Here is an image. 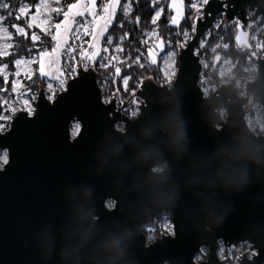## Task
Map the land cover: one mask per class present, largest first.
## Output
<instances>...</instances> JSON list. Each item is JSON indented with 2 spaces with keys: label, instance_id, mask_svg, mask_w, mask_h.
I'll use <instances>...</instances> for the list:
<instances>
[{
  "label": "water",
  "instance_id": "1",
  "mask_svg": "<svg viewBox=\"0 0 264 264\" xmlns=\"http://www.w3.org/2000/svg\"><path fill=\"white\" fill-rule=\"evenodd\" d=\"M220 13L236 22L256 75L243 93L231 78L206 96L197 47ZM260 16L264 0H210L194 12L172 84L142 82L135 119L104 101L93 67L77 66L53 100L40 88L34 114L19 110L0 134V264H226L220 242H248L237 264H264V130L253 131L245 106L264 111V55L250 41ZM161 211L172 233L150 242L143 226Z\"/></svg>",
  "mask_w": 264,
  "mask_h": 264
},
{
  "label": "trees",
  "instance_id": "2",
  "mask_svg": "<svg viewBox=\"0 0 264 264\" xmlns=\"http://www.w3.org/2000/svg\"><path fill=\"white\" fill-rule=\"evenodd\" d=\"M38 1L39 0H5V2L11 5L10 9H0L1 14L6 17L4 21L12 33L13 44L9 54L0 56V65L5 63L10 72L8 80L6 81L3 76L0 75V111L4 107L3 102L9 100L13 95L12 80L14 77L13 71L15 70L14 61L20 56H27L32 52L39 54L42 50L54 47L53 30L50 32L39 31V41L33 42L31 39L32 31L29 27L27 16L21 17L20 19L15 18L22 3L25 2L31 5L32 11L34 5ZM75 1L76 0H62L59 2L60 9L52 13L50 23L57 24V22L63 18L67 7ZM153 1L154 0H129V10L119 9L113 16L104 38H107L108 35H111L113 38L108 45L110 52L115 45L120 47V54L122 56L120 62L112 60L109 63V56H106V53H103L100 48H95L94 51V62H92V67L97 73L98 83L102 88V94L104 96H109L110 99L114 97L119 106L123 101L129 102L133 101V99L136 101L141 100L136 96V91L142 82L151 80L157 84L165 83L160 69V61L152 58L149 51V43L146 42L150 31L156 29L157 36L167 42L175 50V71L178 65V45L182 43L185 45L194 34V17L191 18L193 10L190 7L192 0H183L184 15L178 24H173L171 22L173 10L170 8V0ZM158 7H162V13L157 21L153 23V17ZM10 11L13 12L11 16L8 14ZM219 18L222 20L217 24L219 27L215 25L216 23L213 24L203 35L197 47V54L202 61L204 60L208 63V68H210L203 69L201 72L202 77L206 78L208 81L210 87L209 93L218 87L220 82L224 79L218 75L216 69L220 58L217 53L220 52V38L230 43L228 52L234 61V67L230 75L238 79L241 85L246 84L249 79H253L256 75L255 70H249L250 65L255 63L250 55V50L240 46L235 41L236 24L228 22L222 13L217 16V20ZM263 22L264 17H258L254 25L251 26L250 33L253 34L257 32L258 38L264 43ZM18 27L24 28L27 32V36L20 35L18 33ZM251 44L252 48L256 51L255 42L252 39ZM61 62H63V60ZM117 69H119V72H117ZM125 77H127L126 83H124ZM44 82L39 63L36 62L35 72L31 79L25 82L28 84L25 89L26 91H39L40 88L44 86L38 87L44 84ZM171 84L172 81L170 85ZM241 85L239 86L240 93L242 92ZM130 110V108H127L125 113H129ZM8 125L9 124H7L6 127H8ZM253 131L261 133L258 128ZM160 219L161 216L158 215L155 217L153 223L147 224L152 227L151 231H148V233H150V242L166 233L161 224H157V221ZM206 255L207 248L203 247L197 253L196 259L198 261L204 260ZM234 257L235 252L230 255L228 254L226 264H236L234 262Z\"/></svg>",
  "mask_w": 264,
  "mask_h": 264
},
{
  "label": "rangeland",
  "instance_id": "3",
  "mask_svg": "<svg viewBox=\"0 0 264 264\" xmlns=\"http://www.w3.org/2000/svg\"><path fill=\"white\" fill-rule=\"evenodd\" d=\"M62 0H39L33 7V10L31 11L32 7L28 3H22L21 5H25L27 7V13L26 15H22L21 17L27 16L28 23L31 25V37L33 35L39 36V31H52L53 30V37H56L54 40V47L51 49H45L42 50L39 54L32 52L30 55L27 56H20L14 61L15 70L13 71V80H12V97L3 102L4 107L0 111V124H3L6 128L8 123V119L6 117H10L11 115H15L16 112L19 110H24L28 112V109L31 108L35 110V101L38 94V91H26L25 87L28 80L31 79L35 72V64L36 62L39 63L40 72L44 77V84H41L45 87V91L47 94V97L54 96L65 88L67 77L69 76L71 72V66L72 64L76 63V60L73 56L74 50V38L72 36V31L75 26V22L82 18V17H89L92 21V27L94 29L92 42L96 49L100 48L103 53V49L106 47V56H109V63L113 60L115 62H120L122 60V56L120 54V47L118 45H115L112 49V51H109L108 45L110 44L108 42L109 37L112 36L108 35L107 38H104L108 26L110 25L113 16L119 9L129 10L130 3L129 0H110L105 5V13L100 14L98 12V9L96 5L94 7H86L87 1L86 0H76L75 2L71 3L65 13L63 18L57 22V24L50 23L52 13L54 11H57L60 9L59 2ZM202 2V0H192L190 3V7L192 4L197 3L198 5ZM21 7V6H20ZM19 7V9H20ZM170 8L173 10V15L171 18V22L173 18H175L176 23L178 24L179 21H181L183 15H184V2L183 0H170ZM192 8V7H191ZM19 9L17 15H19ZM193 13H198L196 9L192 8ZM202 11V10H201ZM157 12L162 13V7H158L153 20L157 21L159 16H157ZM88 13V15H86ZM192 13V15H193ZM16 15V16H17ZM191 15V16H192ZM0 16H3L0 12ZM217 20V19H216ZM222 20L219 18L217 21L214 22L215 25L219 24ZM225 21V20H224ZM226 22V21H225ZM236 24V22H233ZM56 25H59L60 27L57 28ZM262 27L264 28V22L262 24ZM18 29H24L22 27H18ZM6 30V31H5ZM26 32V30L24 29ZM236 32V27H235ZM27 33V32H26ZM252 40L255 42V48L257 49L256 56H263L264 55V43L261 39L258 38L257 32H254L252 34ZM33 41V40H32ZM39 41V40H38ZM36 41V42H38ZM251 41V39H250ZM146 42L149 43V51L151 53V56L154 60L160 61L161 66V73L164 78L163 84H169L171 81L173 82V77L175 74V55L170 57L171 53H175V50L165 41L160 39L157 36V30L153 29L148 34ZM219 46H220V52H217L219 54V62L216 66L218 75L223 77L224 79L220 82L225 83L229 79L233 78V76L230 75L231 70L234 67V61L232 60V57L230 53L228 52L230 48L229 41H224L222 38L219 40ZM12 33L9 30L7 24L5 21H0V56H5L9 54L10 50L12 49ZM184 46V44H179L177 47V52L180 50V47ZM255 62V58L252 57ZM91 63L88 65L89 67H92V62H94L93 58L91 57ZM63 60V62H61ZM19 61V63H17ZM87 66V67H88ZM202 71L203 69L208 68V63L206 61H202ZM210 69V68H208ZM249 70H255L256 71V63L251 64ZM0 75L3 76V78L8 80V77L10 75V72L7 68V65L5 63L0 65ZM62 78H64V81L61 82ZM66 79V80H65ZM127 80V77L124 78V83ZM61 82V83H60ZM200 85L204 92V94L208 95L209 93V84L206 78L202 77L200 74ZM241 82L236 79V84L240 86ZM40 85V86H41ZM246 84L241 85L242 92H244V87ZM40 86L38 88H40ZM101 87V86H100ZM102 89V88H101ZM39 90V89H38ZM103 96V99L105 102L109 101V96ZM25 101H27V104H25ZM130 103V109L135 112L138 110V106L141 103V101H136L133 99V101ZM246 106L249 109L250 115L252 117L253 123L255 125V128H258L259 130H264V111L262 108V105L260 103H253L251 100L246 104ZM14 109V110H13ZM136 109V110H135ZM130 110V111H131ZM77 124L78 122H72L70 133L71 135H74V133L77 131ZM9 126V125H8ZM118 128L121 129L120 125H117ZM4 128V129H5ZM7 154L6 150H0V167L4 164L2 157ZM155 221V220H154ZM153 221V222H154ZM151 222V223H153ZM161 224L163 230L169 231L172 233V223L171 219L167 216H161V219L157 221V224ZM147 235L150 236V233L148 231H151L152 227L150 225H144L143 226ZM219 252L221 258H224L227 262V256L228 254H232L235 252V254H238L241 252V250H248L246 247H237V246H225L222 242L219 243ZM223 250V251H221Z\"/></svg>",
  "mask_w": 264,
  "mask_h": 264
},
{
  "label": "built area",
  "instance_id": "4",
  "mask_svg": "<svg viewBox=\"0 0 264 264\" xmlns=\"http://www.w3.org/2000/svg\"><path fill=\"white\" fill-rule=\"evenodd\" d=\"M109 1L110 0H96L95 5L98 9V12H100V14L105 13L104 8H105V5ZM157 1H159V0H154L153 2H157ZM93 33H94V29L92 27V21L89 17H87V16L82 17L75 22V26H74V29L72 31V36L74 38L73 56L76 60V63L72 64L71 72H70L69 76L67 77V79H69L70 77H73L76 74L77 66H78V68L79 67L87 68V66L91 63L90 58L91 57L94 58L95 47H94L93 42H92ZM103 51L106 53L107 48L105 47L103 49ZM73 70H75V71H73ZM62 81H64V78H62L61 82ZM13 115H11L10 119H8V123H10V120H11ZM7 128L8 127H6L4 130H6Z\"/></svg>",
  "mask_w": 264,
  "mask_h": 264
},
{
  "label": "snow or ice",
  "instance_id": "5",
  "mask_svg": "<svg viewBox=\"0 0 264 264\" xmlns=\"http://www.w3.org/2000/svg\"><path fill=\"white\" fill-rule=\"evenodd\" d=\"M209 3H210V0H202V2L199 5L197 3H194V4L191 5V7L194 8V9H196L198 13H201L202 14V11L201 10H202L203 6L208 5ZM10 7H11V5L9 3L5 2V0H0V9H10ZM26 13H27V7L25 5H21V7L19 9V15H17L15 18L16 19H20L21 16L22 15H26ZM8 14H9V16H11V15H13V12L10 11ZM208 14L210 15L211 12H209ZM159 15H160V13L157 12V16H159ZM4 19H6V17L0 16V21H3ZM137 22H139V21H137ZM172 22L173 23H176L175 18H173ZM153 23H155V19L153 20ZM216 26L219 27V25H216ZM29 27H31V25H29ZM56 27L59 28L60 26L59 25H56ZM193 31H195V23L193 24ZM18 33L20 35L27 36V33L24 31V29H18ZM55 38L56 37H53V39H55ZM31 39L33 40V42H36V41H38L40 39V37L37 36V35H33L31 37ZM237 39H239V37H237ZM108 42L111 43V37H109ZM174 55H175V53H171L170 54V57L171 56H174ZM17 63H19V61ZM73 71H75V70H73ZM117 72H119V69H117ZM125 83H126V81H125ZM64 91H66V89H64ZM48 99L49 100H53V97L52 96H49ZM25 104H27V101H25ZM33 114H34V110L31 109V108H29L28 109V116H32ZM6 118L7 119H10V117H6ZM76 127H77V133H74V135L78 134L80 125L77 124ZM4 128H5V126L3 124H0V131H3ZM2 159H3V162L5 164L8 162V160H7V154L6 153L2 157ZM221 251H223V250H221Z\"/></svg>",
  "mask_w": 264,
  "mask_h": 264
},
{
  "label": "flooded vegetation",
  "instance_id": "6",
  "mask_svg": "<svg viewBox=\"0 0 264 264\" xmlns=\"http://www.w3.org/2000/svg\"><path fill=\"white\" fill-rule=\"evenodd\" d=\"M220 85V84H219ZM217 88V87H216ZM215 88V89H216ZM214 90V89H213ZM212 90V91H213ZM211 91V92H212ZM210 92V93H211ZM210 93H208V95L210 94ZM208 95H206V96H208ZM141 101V100H140ZM129 102H131V101H129ZM129 102H127V101H123L122 102V104L119 106L118 104H117V102H116V104H117V106L118 107H122V112L127 116V117H129L130 119H135L136 117H137V114H138V110L137 111H135V112H133L132 110L131 111H129V113H125V110H127V108H129L130 106V103ZM136 110V109H135ZM117 125H120V127H121V129H123V123L122 122H119ZM157 166H161V167H163V164H161V165H157ZM153 167H155V166H153ZM153 167H151V170L153 169ZM106 204L108 205V204H110V206H112L113 205V200H111V199H106ZM109 206V207H110ZM158 215H160V216H167V217H170V219H171V213L170 212H168V211H161V212H159L156 216H158ZM249 246H250V244L248 243V242H242V243H240V244H238L237 245V247H246V249H248L249 250ZM248 250H245V251H248ZM241 253V252H240ZM240 253H238V254H235V257H234V262L237 264V262L235 261V259H236V257L240 254ZM251 254L250 253H248V256H250Z\"/></svg>",
  "mask_w": 264,
  "mask_h": 264
},
{
  "label": "clouds",
  "instance_id": "7",
  "mask_svg": "<svg viewBox=\"0 0 264 264\" xmlns=\"http://www.w3.org/2000/svg\"><path fill=\"white\" fill-rule=\"evenodd\" d=\"M29 117H31V116H29ZM110 117V116H109ZM7 131H9V129L7 130ZM7 131H0V134H4V133H6ZM179 138V137H178ZM8 163V162H7ZM6 163V164H7ZM0 170H3V168H0ZM152 171L153 172H155V173H162L163 172V167H161V166H155V167H153V169H152ZM107 210H114V207H109ZM173 236H174V233H173ZM116 243L118 244L119 243V241H116ZM259 255V251H258V249H252V253H251V255L248 257V259L251 261V260H253L254 259V257H257Z\"/></svg>",
  "mask_w": 264,
  "mask_h": 264
},
{
  "label": "crops",
  "instance_id": "8",
  "mask_svg": "<svg viewBox=\"0 0 264 264\" xmlns=\"http://www.w3.org/2000/svg\"><path fill=\"white\" fill-rule=\"evenodd\" d=\"M87 1V5L86 7H94V5L96 4V0H86ZM88 15V13L86 14Z\"/></svg>",
  "mask_w": 264,
  "mask_h": 264
}]
</instances>
